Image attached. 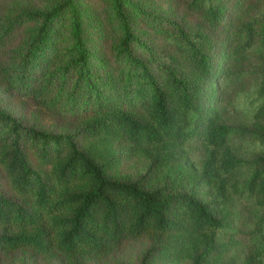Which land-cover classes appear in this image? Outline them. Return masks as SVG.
Here are the masks:
<instances>
[{"label": "trees", "instance_id": "trees-1", "mask_svg": "<svg viewBox=\"0 0 264 264\" xmlns=\"http://www.w3.org/2000/svg\"><path fill=\"white\" fill-rule=\"evenodd\" d=\"M100 6L111 34L101 50L78 0L0 6V77L75 124L48 130L0 107V252L88 264L145 239L134 264H264V0H186L172 19L131 0ZM249 75L251 116L231 118L228 89ZM188 141L205 149L198 170ZM133 158L142 172L119 174ZM234 196L255 204L239 260L225 211Z\"/></svg>", "mask_w": 264, "mask_h": 264}, {"label": "rangeland", "instance_id": "rangeland-1", "mask_svg": "<svg viewBox=\"0 0 264 264\" xmlns=\"http://www.w3.org/2000/svg\"><path fill=\"white\" fill-rule=\"evenodd\" d=\"M59 0H0V6H11L24 9H49L55 2ZM135 2L145 12H150L154 16L164 18L180 17L184 12L186 0H131ZM82 8L86 10L88 17L87 33L92 39V47L97 50L105 48V45L111 41L110 27L108 23V15L104 7L100 6V0H78ZM144 21L134 19L138 31L142 27ZM34 23H26L20 29L22 38H27L29 27H33ZM144 37H148L144 33ZM143 58H149L147 54H139ZM257 82L254 75L248 78L234 82L232 87L228 89L230 104L227 103L226 113L231 118L237 115L240 118H249L252 113V100L254 98L253 90L256 88ZM0 107L6 109L18 120L26 124H33L48 130L60 131L62 129H73L75 124L57 116H46L41 109L30 102L25 101L13 88L0 77ZM188 155L186 164L192 169H199L201 160L205 157V149L201 143L186 142ZM245 151L250 150L244 148ZM243 151V153H245ZM247 154V153H246ZM145 162L138 158L124 161L118 168L119 174L137 175L142 172ZM0 190L8 193V187L2 180V171L0 170ZM253 200L246 198L233 197L227 202L225 211L229 212V222L233 227L234 236L239 240V245L234 250L236 257L241 259L246 253L247 244L250 240L249 231L254 228L253 221ZM252 218V219H251ZM221 238H225L224 233H220ZM145 239L133 240L123 245L106 256H91L88 264H112L115 261L122 264H134L139 259L142 251L146 246ZM0 264H67L63 256L59 254H37L31 253L28 249H18L13 251L0 252Z\"/></svg>", "mask_w": 264, "mask_h": 264}]
</instances>
